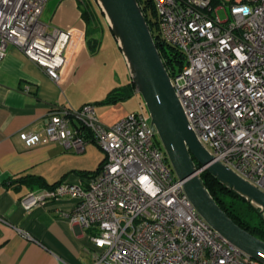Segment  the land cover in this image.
<instances>
[{
	"label": "built area",
	"instance_id": "built-area-1",
	"mask_svg": "<svg viewBox=\"0 0 264 264\" xmlns=\"http://www.w3.org/2000/svg\"><path fill=\"white\" fill-rule=\"evenodd\" d=\"M49 1L0 0V65L14 45L59 82L72 35L41 22ZM150 1L159 41L182 61L166 68L190 128L214 161L264 192V0ZM44 125L43 133H20L27 147L82 152L93 142L105 153L85 186L62 182L22 199L32 210L75 198L69 219L93 230V264H261L197 212L144 102L113 126L100 121L95 104L54 105Z\"/></svg>",
	"mask_w": 264,
	"mask_h": 264
},
{
	"label": "crops",
	"instance_id": "crops-1",
	"mask_svg": "<svg viewBox=\"0 0 264 264\" xmlns=\"http://www.w3.org/2000/svg\"><path fill=\"white\" fill-rule=\"evenodd\" d=\"M48 3L51 16L47 25L72 35L61 80L54 81L14 45L9 46L0 65V264H93L98 252L91 239L93 230L69 219L78 204L75 198L66 197L27 210L22 199L47 188L19 187L13 182L32 175L49 185L69 182L85 186L105 160V153L97 169L90 171L87 164L93 142L82 152L58 143L27 147L20 133H43L44 118L54 105L78 109L95 104L99 119L106 126H113L136 111L131 98L102 104L113 91L128 87L126 96L133 88L130 70L111 29L103 23V31L96 36L100 45L94 50L78 0ZM106 49L122 61L123 70L115 75L110 72L108 89L96 96L95 91L103 83L102 71L105 75L110 61ZM111 81L118 85L110 87Z\"/></svg>",
	"mask_w": 264,
	"mask_h": 264
},
{
	"label": "water",
	"instance_id": "water-1",
	"mask_svg": "<svg viewBox=\"0 0 264 264\" xmlns=\"http://www.w3.org/2000/svg\"><path fill=\"white\" fill-rule=\"evenodd\" d=\"M118 42L163 148L189 200L200 216L231 244L264 264V241L235 222L219 205L201 169L259 208L264 192L220 162L199 141L172 85L164 60L138 0H96Z\"/></svg>",
	"mask_w": 264,
	"mask_h": 264
},
{
	"label": "trees",
	"instance_id": "trees-1",
	"mask_svg": "<svg viewBox=\"0 0 264 264\" xmlns=\"http://www.w3.org/2000/svg\"><path fill=\"white\" fill-rule=\"evenodd\" d=\"M138 1L140 5H142V0ZM218 2L219 0H214V5H217ZM78 3L82 11V16L87 23L88 36L90 37V47L95 50L100 45V39L96 36L103 31V23H105L106 25L108 23L96 0H78ZM142 9L166 67L168 68V65L172 64V62L174 61H176L178 63V66L181 67L182 61L179 59V54L173 48L165 47V45L161 43L158 39V36L156 34L157 22L151 19L148 13L149 10H151L152 15L156 17V12L152 2L150 0H147L146 5L142 6ZM107 26L109 27V25ZM131 85L133 88L131 87L132 90L129 95L127 94L125 96V93L129 91V88L123 87L113 91L111 96L102 104H114L117 103L119 100H128L132 98L135 94V86L133 85V83ZM103 163L104 161L100 164V166L94 173L98 172ZM202 177L213 197L216 199L219 205L228 213V215L242 228L246 229L256 237L264 241L263 212L259 208L255 207L252 203L241 197L235 191L221 184L208 172H202ZM13 183H16V185H18L19 187H28L32 189H50L60 184L57 183L54 185H49L43 178L35 177L32 175H24L22 178Z\"/></svg>",
	"mask_w": 264,
	"mask_h": 264
},
{
	"label": "rangeland",
	"instance_id": "rangeland-1",
	"mask_svg": "<svg viewBox=\"0 0 264 264\" xmlns=\"http://www.w3.org/2000/svg\"><path fill=\"white\" fill-rule=\"evenodd\" d=\"M219 3L220 2H218L217 5H219ZM217 5H215V6H217ZM227 9H228V11L230 10L229 5H227ZM218 15L220 16V18L222 20H226L228 17L227 12L225 10H220L218 12ZM50 16H51L50 15V7H49V3H48V6H46V9L44 11L43 16L41 17V22L43 24H50ZM105 53L107 56H109V58H110L109 62L110 63L108 62L107 63L108 65H106L107 67H105V70H106L105 75H104V72L102 71L101 82H103L104 85H103V83H100L101 88L97 89L95 91V94H94L96 96H101L102 93L104 91L106 92V90L108 89V86H109L108 85V81H109V79H108L109 75L108 74H110V72L115 75L116 71L120 72V74H121L122 70H123L122 61L118 57H116L115 54L112 53V51L106 49ZM111 83H112V85H110V87L118 85L116 83H113L112 81H111ZM131 99H132L131 104L135 107V109L137 111L139 109V102L140 101L144 102V100H143L141 95L135 96ZM155 140L159 145H161L163 147L160 136L158 134H156ZM103 157H104V151L101 148H99L96 144L92 143L91 144V150L89 152V160H88V164H87V169H89L90 171L96 170L97 167L99 166L101 160L103 159Z\"/></svg>",
	"mask_w": 264,
	"mask_h": 264
}]
</instances>
